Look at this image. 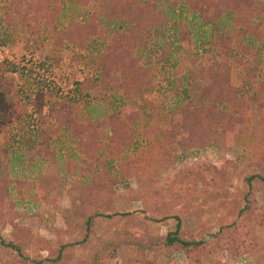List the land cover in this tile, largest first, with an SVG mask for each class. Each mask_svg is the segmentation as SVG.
<instances>
[{
  "label": "rangeland",
  "instance_id": "374dc122",
  "mask_svg": "<svg viewBox=\"0 0 264 264\" xmlns=\"http://www.w3.org/2000/svg\"><path fill=\"white\" fill-rule=\"evenodd\" d=\"M178 1L182 3L184 0ZM188 1L191 5L210 4L220 10L226 5L239 6L247 0ZM247 2L249 9L245 15L236 10L237 14L246 17L237 28L241 30L240 33H244L240 38V41L245 38L241 45L247 47L251 54L260 55V66L257 65L254 79L264 84V45L259 42L261 38L264 41V31L260 39L257 37V32L264 26V0ZM3 6L4 1L0 0V16ZM59 8L62 9L60 14L49 27L46 21H40V32L36 35L28 34L19 27L0 30V35L9 40L4 46L10 55V60L0 57V63L7 62L17 68L15 74L9 72L3 75L5 81L11 83L13 91L19 90L20 73H30L31 78L42 83L43 93H51L49 102L41 108L40 113L31 114L34 120L31 128L45 122L48 110L54 107L57 110L62 99L70 100L76 96L75 88L79 90L80 96L78 94L77 97L81 101L78 110L73 109L72 103L70 109H58L59 114H66L70 119L65 124L67 130H64L65 126L60 127L55 135H51L58 158L57 165L62 171L59 175L60 185L51 183L50 188L41 185L35 181L24 162L16 165L10 160L6 166L7 180L17 179L21 186L20 193L16 194L14 186L8 185L7 188L8 181L0 183V238L4 243L15 245L20 256L8 248L0 247V264H93L86 262V254L91 247L100 248L104 255L97 264H264V184L256 180L250 184L244 181L248 175L264 172V148L257 149L253 145L254 126L258 120L256 113L250 110L245 111V116L237 115L239 111L236 109L229 123L224 121L222 143L220 133L218 139L221 144L217 145L218 148L212 144L187 152L167 148L169 157L165 165L149 167L144 160L148 149L159 146L165 134L171 131L169 123L161 118L163 112L158 113L160 117H155L157 107L154 106L164 97L167 98L165 102H169L172 92L167 84L175 77L171 72L173 70L167 69L165 64L153 66L146 59L138 61V68L151 70L152 84L148 90L137 92L133 98L123 99L120 90L107 87L116 82L119 76V72L114 69V61L118 62L119 58L127 56H120L122 53L118 51L114 55L109 54L103 51L102 45L98 46L97 43L96 46L87 34L92 33L91 29L81 34L71 27L72 21L80 24L89 22L90 16L97 11L96 4L87 0L85 5L79 7L74 6L72 0H65L63 6L59 4ZM132 12L133 19L140 20L139 17L146 11L138 9ZM152 16L148 12L145 17L150 19ZM171 21L157 28V34L149 36L145 53L151 59H157L171 40ZM187 21L194 38L200 39L205 31L201 29L200 23L189 17ZM259 21H262L261 26L257 25ZM95 30L93 36L99 37L101 33ZM120 33L128 36L123 30ZM78 34L82 37L79 36V40ZM111 34L106 33L107 39H110ZM130 57L135 60L132 54ZM97 62L103 63L102 67L107 71V80L103 82L105 86L99 84V80L97 83L91 82L92 70ZM235 73L238 83L239 67ZM84 93L87 95L83 96ZM21 101L25 104L21 113L30 114V107L24 100ZM123 108L126 114L116 121L110 120V124L114 126V122H124L130 125L132 121H138L134 131L138 130L144 135L134 139L122 157L113 159L107 154V140L104 138L109 139L112 134L108 116L112 112L119 113ZM75 118L84 125L72 127L69 124L72 119L79 124ZM95 121L99 126L90 125L89 128L87 124ZM218 124L221 122H215L205 109H195L192 115L185 116L183 122L179 118L175 127L196 130L198 138L201 129L204 131L205 128L208 135ZM83 127L89 134L91 148L94 144L97 149L94 152L97 168L91 164L94 175L115 181L111 182L113 205L109 208L102 204L97 211L117 215L109 219H96L94 230L80 243L83 227L71 218L72 209L79 205L78 189L73 186L71 174L64 173L65 168L61 163L66 161L77 173L83 157L69 132L77 129L81 132ZM218 130L222 131L221 128ZM12 137L15 138V134L6 140L7 147L13 145ZM184 137L180 136L181 139ZM129 160L134 162L126 176L121 167L123 161L126 163ZM144 164L146 167L143 170ZM4 192L5 196L2 197ZM96 196L94 194V199ZM118 213L131 215L120 217ZM172 216L179 218V234L183 240L203 241V244L188 251H181L177 246L166 247L165 235L174 229L173 220L168 219ZM113 235L119 236L114 241L120 244L116 256L108 257L105 256L108 248H104L101 242ZM56 258L59 259L55 261ZM44 260L55 262L47 263Z\"/></svg>",
  "mask_w": 264,
  "mask_h": 264
},
{
  "label": "trees",
  "instance_id": "16d2710c",
  "mask_svg": "<svg viewBox=\"0 0 264 264\" xmlns=\"http://www.w3.org/2000/svg\"><path fill=\"white\" fill-rule=\"evenodd\" d=\"M4 8L0 16V30L2 28L14 29L22 28L26 33L36 35L40 32L39 24L43 19L46 21L47 27L54 23L56 16H58L62 9L59 4L63 6L65 0H3ZM74 6L82 7L87 3V0H72ZM96 6L97 11L93 13L89 22L80 24L78 21H72V28L77 29L81 34L87 33L88 29L92 33H87L91 40L98 46L102 45L104 52L109 54L122 53L127 57L119 58V61H114V69L119 72L116 82L111 83L112 89L121 91L123 99H130L137 92L148 90L152 84L151 70H142L137 67L138 61L146 59L147 62H152L153 66L158 64L164 65L175 75L172 81H168L171 90L169 102L164 97L154 107H157L155 113L158 118L162 113V119L169 123L171 131L165 134L163 141L159 146L150 147L147 151L146 158L149 167L158 166L163 167L167 162L168 149L182 152H187L192 148L201 149L204 146L217 145L222 143V132L224 121L229 123L232 114L237 109V115H246L245 111L255 112L258 117L255 123L254 146L257 149L264 148V84L255 80V73L257 72L260 55L251 54L247 47L241 45L244 41V33L237 28L239 23L246 20L243 16L248 12L249 3L246 1L239 6L235 4L226 5L225 7L215 8L213 5L202 6L199 4L191 5L188 0L179 3L178 0H92ZM238 4V3H237ZM144 10V15L139 19H133L132 10ZM236 10L243 12V15L237 14ZM152 13V18L146 19L147 13ZM187 17L197 20L200 23L201 29L204 33L200 39H195L192 34ZM174 19L176 21H174ZM173 20V21H171ZM135 21V22H134ZM171 21L172 38L167 45L161 50L160 54L151 59L145 53L149 42V36L157 34L159 27H164ZM176 24H175V23ZM90 23V24H89ZM174 23V24H173ZM261 26L262 21L258 22ZM96 29V30H95ZM160 29V28H159ZM257 28L254 30L256 31ZM82 30V31H81ZM95 32H100L101 35L97 37ZM125 31L128 36L121 35V31ZM264 31V26H261V31L257 32V37ZM112 32L110 39H107L106 33ZM159 32V31H158ZM79 34L77 40H79ZM80 38H82L80 36ZM109 38V37H108ZM148 39V40H147ZM97 41V42H96ZM120 43H117V42ZM237 42V44H235ZM261 45L264 41L259 40ZM9 40L0 35V46L8 44ZM135 50V52H134ZM135 58L132 60L130 55ZM114 55V54H113ZM249 61V62H248ZM251 62V63H250ZM103 63L97 62L94 64L92 70L93 79L91 82H98L102 86L107 80V71L102 67ZM240 68V81L236 83V68ZM16 67H13L7 62L0 63V183L8 181V185L14 186L15 193H20L21 184L17 179L7 180L5 171L10 160L13 164L21 165L26 163L28 170L33 173L35 181L41 185H46L50 188L51 183L60 185L59 175L62 171L57 165V155L55 154V147L53 141L51 142V135H55L60 127L67 130L66 123L70 117L63 116V113H58V109L71 108L80 109L79 102H81L78 88H75L76 96L70 100L62 99L57 105V110L51 108L48 110L47 119L45 122H40V126L31 128L34 120L31 119V114H39L41 108L49 102L51 98L50 92L43 93L42 83H38L29 74L20 73V85L18 91H13L11 83L4 79V73H15ZM260 70V68H259ZM21 72L22 69H21ZM180 74H179V73ZM166 73H169L166 71ZM177 75H176V74ZM182 73V74H181ZM170 75V74H169ZM75 86L79 87V84ZM169 90V91H170ZM166 90H162L165 92ZM79 96L77 97V95ZM86 96L87 93L82 94ZM17 98V99H16ZM30 107L31 113H21L22 107L25 104ZM172 98V99H171ZM237 107H241L238 109ZM207 111V114L215 119V122H221L214 126V129L207 135L203 129L198 131L189 128L175 127V122L180 118L183 122L185 116L192 115L194 110ZM124 108L119 113L112 112L108 116L109 128L112 132L110 138L104 137L107 140V154L113 159L122 157L128 151L132 141L139 135H144L143 132L134 131L137 122L129 124L114 122L115 125L110 124V120H117L123 112ZM243 116V117H244ZM241 117V118H243ZM73 120V119H72ZM70 121L72 127L79 128L83 126L82 122L77 120ZM246 122L245 119L242 120ZM208 122V119L206 120ZM78 124V125H76ZM90 128L98 127V122L87 124ZM220 126V127H217ZM248 126V125H246ZM221 128V130H218ZM247 128V127H246ZM82 131H71L72 142L80 148L83 159L80 160L77 173L70 165L62 160L61 166H64V173H70L74 180V185L78 189L79 205L72 209L71 218L77 221L83 227V234L80 243H83L89 234L94 230L96 219H109L116 213L103 214L99 213L97 209L102 204L111 207L114 201V192L111 182L106 178H99L95 176L94 168H97V160H95L96 146L91 148L89 143V134L87 129L83 127ZM205 133V134H204ZM221 133V143L218 136ZM12 137V144L7 147L6 140L10 135ZM185 135L183 139L180 136ZM73 136V137H72ZM211 136V137H210ZM74 138V139H73ZM103 138V137H102ZM77 140V141H76ZM214 143V144H213ZM13 146V148H12ZM7 147V148H5ZM99 148V147H97ZM168 148V149H167ZM7 149V150H6ZM14 151H17L16 155ZM9 153V155H8ZM145 154V152H144ZM24 158V159H22ZM24 160V161H23ZM26 160V161H25ZM4 162V164L2 163ZM134 161L122 162V172L128 176L131 171V164ZM146 164V163H145ZM143 165V170L146 165ZM2 165V166H1ZM129 165V166H128ZM103 166V165H102ZM264 170V166L262 168ZM33 170V172H32ZM33 179V180H34ZM252 180H256L264 184V172L258 171L255 174L248 175L244 181L250 184ZM65 182V179H63ZM33 185V183H31ZM94 194L97 195L94 199ZM5 196V192L1 194ZM1 199V198H0ZM1 206V203H0ZM120 217L129 216L131 213H118ZM173 220L174 229L166 233L165 243L166 247L177 246L181 251H188L193 247H198L203 244V241H185L180 237V221L176 216L168 217ZM151 222H156L151 220ZM119 236L113 235L109 239L101 242L102 246L108 248L105 256H116V250L120 243L114 241ZM0 247L12 250L17 256H20L19 249L11 243H4L0 238ZM140 249V248H139ZM101 249L98 247H91L86 254V262L97 264L103 257ZM59 258H56L58 260ZM47 263H53L54 260H44Z\"/></svg>",
  "mask_w": 264,
  "mask_h": 264
},
{
  "label": "built area",
  "instance_id": "2783aa9c",
  "mask_svg": "<svg viewBox=\"0 0 264 264\" xmlns=\"http://www.w3.org/2000/svg\"><path fill=\"white\" fill-rule=\"evenodd\" d=\"M0 57L5 58L6 60H10V55H8V49L6 46H0Z\"/></svg>",
  "mask_w": 264,
  "mask_h": 264
}]
</instances>
